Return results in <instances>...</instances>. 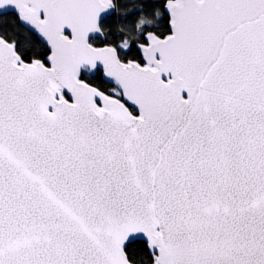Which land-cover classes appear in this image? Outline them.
<instances>
[{
  "label": "snow or ice",
  "instance_id": "1",
  "mask_svg": "<svg viewBox=\"0 0 264 264\" xmlns=\"http://www.w3.org/2000/svg\"><path fill=\"white\" fill-rule=\"evenodd\" d=\"M0 264H264V0H0Z\"/></svg>",
  "mask_w": 264,
  "mask_h": 264
},
{
  "label": "trees",
  "instance_id": "2",
  "mask_svg": "<svg viewBox=\"0 0 264 264\" xmlns=\"http://www.w3.org/2000/svg\"><path fill=\"white\" fill-rule=\"evenodd\" d=\"M4 19H10V18H4Z\"/></svg>",
  "mask_w": 264,
  "mask_h": 264
}]
</instances>
